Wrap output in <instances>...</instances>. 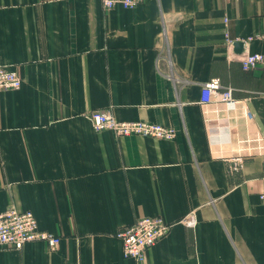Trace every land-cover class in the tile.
<instances>
[{
    "label": "crops",
    "instance_id": "1",
    "mask_svg": "<svg viewBox=\"0 0 264 264\" xmlns=\"http://www.w3.org/2000/svg\"><path fill=\"white\" fill-rule=\"evenodd\" d=\"M226 32L261 38L238 53ZM246 53L264 54V0H0V64L23 81L0 93V213L30 210L61 238L0 264H264V64L244 71ZM214 78L235 111L201 103ZM99 110L176 138L97 132ZM154 216L170 233L125 258L117 233Z\"/></svg>",
    "mask_w": 264,
    "mask_h": 264
},
{
    "label": "built area",
    "instance_id": "2",
    "mask_svg": "<svg viewBox=\"0 0 264 264\" xmlns=\"http://www.w3.org/2000/svg\"><path fill=\"white\" fill-rule=\"evenodd\" d=\"M105 10H112L117 6L124 9H135L145 0H101ZM228 21L225 20V24ZM227 43L234 45L229 39V33L225 34ZM261 38L260 35L242 40V43ZM234 43V44H233ZM244 71H252L259 65L264 64V54L246 53L240 58ZM23 81L19 75L10 67L0 64V93L4 91L19 90ZM223 103L227 110L235 111L239 102L234 98V90L224 86L219 78H214L205 83L202 89L201 103ZM97 132L112 131L119 137H143L157 140L171 141L176 138V130L171 126L147 122L134 121L122 122L117 120L109 111H95L87 115ZM241 162L240 158L235 159L236 166ZM264 199V196H262ZM184 223L189 224L188 220ZM195 225V223H191ZM172 225L166 222L162 216L144 217L135 223L125 226L117 233V238L122 243L123 256L143 263L147 259L148 252L164 239L171 230ZM32 242H45L53 250H56L61 238L51 234L39 226L35 214L30 211H21L13 207L0 213V249L10 248L21 250L26 244Z\"/></svg>",
    "mask_w": 264,
    "mask_h": 264
},
{
    "label": "water",
    "instance_id": "3",
    "mask_svg": "<svg viewBox=\"0 0 264 264\" xmlns=\"http://www.w3.org/2000/svg\"><path fill=\"white\" fill-rule=\"evenodd\" d=\"M235 51L238 53H242L244 44L242 42L235 43L234 45Z\"/></svg>",
    "mask_w": 264,
    "mask_h": 264
}]
</instances>
